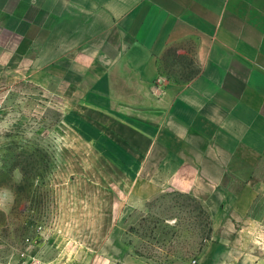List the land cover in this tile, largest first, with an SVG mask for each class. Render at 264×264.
I'll return each mask as SVG.
<instances>
[{"label": "rangeland", "instance_id": "1", "mask_svg": "<svg viewBox=\"0 0 264 264\" xmlns=\"http://www.w3.org/2000/svg\"><path fill=\"white\" fill-rule=\"evenodd\" d=\"M48 51L0 66V264H264V152L216 170L182 150L194 57L164 49L138 89L97 40Z\"/></svg>", "mask_w": 264, "mask_h": 264}, {"label": "crops", "instance_id": "2", "mask_svg": "<svg viewBox=\"0 0 264 264\" xmlns=\"http://www.w3.org/2000/svg\"><path fill=\"white\" fill-rule=\"evenodd\" d=\"M34 40L53 56L97 40L90 55L122 57L138 89L164 49L190 55L199 78L172 101L188 167L225 169L238 147L264 152V0H0V66Z\"/></svg>", "mask_w": 264, "mask_h": 264}, {"label": "built area", "instance_id": "3", "mask_svg": "<svg viewBox=\"0 0 264 264\" xmlns=\"http://www.w3.org/2000/svg\"><path fill=\"white\" fill-rule=\"evenodd\" d=\"M27 253H22V257H26ZM23 264H43V262L40 259L37 258H31L28 261L24 262Z\"/></svg>", "mask_w": 264, "mask_h": 264}, {"label": "trees", "instance_id": "4", "mask_svg": "<svg viewBox=\"0 0 264 264\" xmlns=\"http://www.w3.org/2000/svg\"><path fill=\"white\" fill-rule=\"evenodd\" d=\"M199 213L202 214L203 216H205L206 219H208V215L206 214L204 209L200 208V212Z\"/></svg>", "mask_w": 264, "mask_h": 264}]
</instances>
